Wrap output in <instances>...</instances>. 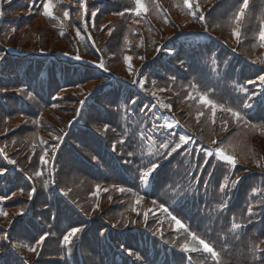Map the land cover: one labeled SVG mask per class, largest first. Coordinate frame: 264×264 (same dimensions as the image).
<instances>
[{
  "label": "trees",
  "instance_id": "obj_1",
  "mask_svg": "<svg viewBox=\"0 0 264 264\" xmlns=\"http://www.w3.org/2000/svg\"><path fill=\"white\" fill-rule=\"evenodd\" d=\"M191 2L199 5L192 9L197 16L183 6V0H156L155 6L151 0H146L149 10L140 16L129 11L134 7V0H86V4L85 0H53L52 11L56 19L43 15L42 8L38 9L32 0H5L0 6L3 12L0 16V56L4 57L0 62V88L18 115L34 114L43 118L48 115L43 122L33 118L31 123L17 126L20 128L14 132L11 131L17 127L10 126L11 131L1 137L6 147L0 146L4 149V157L0 153V168L7 169L5 175L8 182L0 185V196L5 197L0 201V209L7 212V216H0V224L4 225L0 227L6 229V232L0 229V247L8 244L32 246L43 236L35 223L37 219H51L53 213L49 197L55 193L51 192L41 201L36 198L32 204L27 199L31 186L37 190H48V184L56 182L58 190L64 195H68L69 190L81 194L85 205L81 207L99 231L87 238L95 250L87 252L88 264H121L115 258L111 263L107 261L111 255H120V249L127 257L122 264H201L202 254H191L190 261L181 251L178 245L185 241L186 233L176 230L175 223L152 203V198L167 205L191 231L197 232L221 251L222 264H264V254L257 251L253 258L252 252L254 243L258 247L264 244V204L261 203L264 201V107L257 106L252 110L239 108L245 91H257L260 88L259 77L264 76V63H254L264 61V44L258 38L264 0H250L246 18L240 25V42L232 35L236 27L232 16L237 10L238 0L221 1L211 10L214 0ZM65 10L69 13L68 17L63 15ZM120 11L125 12L123 17L119 15ZM93 12L96 13L94 18ZM85 13L91 35L86 32L83 23ZM201 15L207 27L199 19ZM34 18H38L35 25L32 24ZM77 30H80L79 36ZM30 40H33V45H30ZM223 43L235 49L237 54L225 50ZM38 50L44 54L69 56L73 60L79 55L86 63L99 65L102 61L107 71L102 68L99 73L83 70L85 74L89 72L88 77L69 76L63 79V67L67 74H71L63 60L38 56ZM125 57L132 58L131 69ZM250 63L261 66L254 68ZM138 70L141 72L139 78L136 77ZM134 80L143 82L144 88L141 89L139 83L134 84ZM89 85L93 87L88 89ZM101 85L105 86L98 93H93ZM192 85L206 92L209 98L222 102L225 107L233 106L247 112V119L257 127L253 128L243 121L237 123L229 114L219 110L213 124L212 110L199 102ZM70 91L77 95L68 96ZM78 91L84 92L81 97ZM29 92L34 99H28ZM152 92L156 95L153 96ZM189 94L197 98L189 99ZM81 101H84L83 107ZM64 104H67L66 107L76 104L73 109H68V115L85 129L73 131L69 143L62 146L59 154L69 151L66 152L67 160L56 165L53 171L51 159L47 164L37 160L38 140L40 136L50 134L63 138L61 130L66 132L69 125L59 128L50 120L63 121L56 114ZM162 104H170L171 110L162 107ZM47 111L49 113L46 114ZM201 112L202 116L199 115ZM3 120L0 118V134L6 129ZM175 121H179L178 126L172 129L166 127L168 123L175 124ZM154 124L159 126L158 130L153 129ZM199 126L209 137L199 132ZM22 130H26L29 136L36 130L37 137L29 139L21 134ZM213 131L216 134L212 136ZM142 132L155 141L152 145L154 155L149 152L147 138L141 140ZM190 133L196 134L193 141ZM218 134L230 135L229 143L221 148L232 154L239 151L242 159L247 156L249 160L236 175L238 184L232 183L237 177L229 181L225 178L227 181L223 182L221 177L231 171V166L223 171L221 165L228 164L220 159L216 160L220 165L215 169V176L211 177L212 167L209 166L199 180L205 163L196 161L194 153L199 152L204 160L207 159L206 154L211 152L209 146ZM181 138H188L189 143L183 144L163 165L168 168L173 180L168 184L159 180L155 188L145 190V184L142 186L141 183L142 172L149 161L159 159L161 164L165 161L160 155L163 150L157 151L158 145L162 142L170 145L183 143ZM196 139L199 142L196 143ZM121 140L125 142L121 144ZM259 140L262 143L258 151L255 144ZM70 145L78 151L70 152ZM48 151L51 158L52 150ZM129 152L133 155L129 156ZM8 159L17 163L9 164ZM104 162L116 163L136 178L137 184L131 192L121 193L113 189L99 197L85 182L88 165L96 168ZM37 171L42 175L35 176ZM21 185L23 193L12 199L20 191H12L10 187ZM160 189L168 193L160 197L153 194ZM133 193L143 197L141 205L135 203L137 195ZM21 194L23 199H20ZM91 195L95 200L90 198ZM8 196L14 201L6 202ZM148 200L152 202L148 204ZM249 207L254 212L251 217L247 214ZM27 209L36 214L27 226L24 224L8 230L15 218ZM38 212L41 213L37 218ZM144 213H147L146 221ZM65 216H69L70 220H75L77 216L66 203L60 211V224L69 220ZM250 220L252 222L246 229L242 227L237 232L228 229L233 221L247 223ZM131 229H135L136 233L128 237L118 234ZM160 229L163 231L160 232ZM166 233L169 235L165 236ZM158 237L174 247L164 246ZM228 241L234 245H225ZM230 248L233 251L228 256ZM14 251L27 259L36 254L27 248H5L0 252V256L9 252L3 257L4 264L10 261L20 264Z\"/></svg>",
  "mask_w": 264,
  "mask_h": 264
},
{
  "label": "snow or ice",
  "instance_id": "obj_2",
  "mask_svg": "<svg viewBox=\"0 0 264 264\" xmlns=\"http://www.w3.org/2000/svg\"><path fill=\"white\" fill-rule=\"evenodd\" d=\"M4 2H5V0H0V6H2V4ZM7 2H10V0H7ZM32 3H34L38 9L42 8L43 15H45L51 19H56V17L53 14V11H52V9L54 7L53 0H32ZM151 3L153 6H155L156 0H151ZM85 4H86V0H85ZM183 6L189 10L194 9V7H199L198 4L194 5L191 2V0H183ZM82 7H83V5H82ZM249 7H250V0H238L237 10L234 12V14L232 16V23L236 25V27L234 28V30L232 32V35L235 37L237 42H240V40H241L240 25H241V22L245 20L246 12H247V10H249ZM148 10H149V4L146 3V0H134V7L129 9V11L134 13L135 16H140L141 13H147ZM85 12H86V9H85ZM191 14L193 16H197L196 11H194V10L191 11ZM63 15H64V17H68V15H69L68 11L65 10ZM95 15H96V13L93 12L92 17L94 18ZM119 15L121 17H123L125 15V12L120 11ZM0 16H3L2 11H0ZM199 19L203 20L204 17L201 15L199 17ZM108 34L111 35V32H109ZM77 35L78 36L80 35V30H77ZM258 38L261 41V43L264 44V10H261V12H260ZM233 51H235V49H233ZM74 59L80 60L81 57L79 55H77L74 57ZM131 59H132L131 57H125L126 62H129L128 63L129 69L132 68V64L130 63ZM3 60H4V57L0 56V62H2ZM254 63H264V61H254ZM98 67L104 69V71H107V68L105 67V65L102 61L98 65ZM259 82H260V88L257 91H254L251 93H248L247 91H245L244 99L241 101V103L239 105L240 109L252 110V109L256 108L257 106L264 107V76L259 77ZM133 83L134 84L139 83V87L141 89H143L145 86L143 82H138L136 80H134ZM153 83H155V82H153ZM249 83H255V81H249ZM192 87L198 95L199 102L202 105H205L212 110V123L213 124L215 123L217 110H219L221 112H225V113L229 114L234 119V121L237 123L243 121L245 124H250V126L253 128L257 127V125L251 124L249 119H247V112L242 111V110H238L237 107H233V106L225 107L222 102L218 103L217 101L209 98V95L206 92L201 91L200 89H197L195 85H192ZM20 91L23 92L25 90L20 89ZM161 91H163V89H161ZM151 94L153 96L156 95L155 92H152ZM257 96L260 97L259 100L256 99ZM27 97L29 100L34 99L31 92L27 93ZM196 98H197L196 96L189 94V99H196ZM80 103H81V107H83L84 102L81 101ZM132 103H135V101H132ZM161 106L166 108V109L171 110L170 104H162ZM199 115L202 116L203 112L199 113ZM33 123H39V122L33 121ZM225 123H227V121H225ZM178 125H179V121H176L175 124L168 123L166 125V127L168 129H172L173 127H176ZM105 131H107V126H105ZM262 131H264V129H262ZM64 135H67V134L64 133ZM145 138H147V140L150 142L149 143L150 154L154 155L155 153L152 152V145L155 144V141L152 140L151 137H147V135L142 132L141 133V140L143 141V140H145ZM55 139L57 141H59L60 143H63V139L61 136H57ZM181 140L183 141V143H175L173 145H170L167 142H162L158 145L157 151L163 150L160 152V155L162 156V158L164 160H167L171 157L172 154L178 152L183 147V144L189 143L188 138H181ZM124 142L125 141H123V140L120 141L121 144H123ZM13 143H15V142H13ZM212 143L217 144L218 142L213 140ZM55 150H56V146L54 145L53 151H55ZM2 152H4V149L0 148V153H2ZM47 155H48V153L45 151L44 154L39 157V160L41 163H43V164L49 163V160L45 159V157ZM128 155L132 156L133 152H129ZM206 155L208 157H211V156H213V153L208 152ZM215 155H217L222 162L230 165L232 168H235V166L237 164L236 157L228 154L224 148L217 147ZM5 159H7L6 156H5ZM53 159H54V157H53ZM8 163L15 165L17 162L14 159H8ZM204 163L207 164V160H205ZM160 166H161V163H160L159 159H157L155 161H152V160L149 161L148 166H146V170H144L142 172V180H143V183L145 185H147L150 182V178H154L153 174L157 171L158 168H160ZM6 171H7L6 168H0V175H4ZM34 175L39 177L42 175V172L37 171L34 173ZM31 178L32 177H29V179H31ZM232 183L238 184L239 178L237 177L234 181H232ZM44 186L47 187V184H45ZM225 187H227V185H225ZM32 191L34 193L35 189H33ZM96 191H97V193H99V191H100L99 186H97ZM105 191H107V189H105ZM131 191L132 190L130 188L119 187V192H121V193L131 192ZM221 191H223V189H221ZM133 195H137V194L133 193ZM29 198L31 199V194H29ZM4 199H5V197L0 196V201H2ZM142 199H143V197L137 195V199H136L135 203L139 204ZM152 203L156 204L157 202L155 200H153ZM261 203L264 204V201H261ZM224 206H226V204ZM159 208L161 211H163L164 213H167L171 217L172 221L175 223V227H176L177 231L182 229L186 233L185 241L182 244L178 245L182 252H184L186 254H193V253L202 254L203 260H202L201 264H222L221 251L217 250V248L210 241L202 238L197 232L191 231L189 229V227H187L184 223H182L181 219L177 218V216H175V215H172V213L169 212L168 208L165 207L164 204H160ZM20 214L23 215V213H20ZM247 214L249 217L254 215L253 209L251 207H249L247 209ZM0 216H7V212L0 209ZM144 219H145V221L147 220V213H144ZM251 222L252 221L250 220L249 223H251ZM242 227H243L242 224L236 223L235 221H233L232 226H231V230H233L234 232H237ZM82 231H83V229L80 227H73L70 231H68L65 235H63V243L65 245L72 246L74 238L77 236V234L81 233ZM6 238L7 237H5V239ZM46 238L47 237H45V236H41L39 238V240L36 241L35 244L32 246H30L28 244H14V245L8 244V245H5L3 247H0V252L4 251L5 248H15V249L27 248L28 251L36 252L37 255H39V253L37 252V249L41 248V246L44 244ZM258 250L260 252L264 253V249H258L257 244L254 243L253 248H252L253 258H255V254ZM187 259H189L191 261L192 256L188 255ZM0 264H4L3 256H0Z\"/></svg>",
  "mask_w": 264,
  "mask_h": 264
},
{
  "label": "rangeland",
  "instance_id": "obj_3",
  "mask_svg": "<svg viewBox=\"0 0 264 264\" xmlns=\"http://www.w3.org/2000/svg\"><path fill=\"white\" fill-rule=\"evenodd\" d=\"M21 14H23V12H20ZM38 18H34L33 20H32V24L33 25H35V23H36V20H37ZM30 33V32H29ZM28 33V34H29ZM33 39V38H32ZM30 45H33V40H30ZM91 87H93V85H89L88 86V89H90ZM72 91H70L69 93H68V96H75V95H77L76 94V92H72ZM78 93L80 94V97L83 95V91H78ZM67 106V104H64L63 105V109L62 110H58L57 112H59L58 114H56L57 115V117L59 118V117H61L62 119H63V121L62 122H56V121H54V120H50L51 122H53L54 124H55V126L56 127H59V128H64L66 125H68V123L74 118V117H72V116H70V115H68V113L70 112L68 109H73V107H76V104L72 107V106H69V107H66ZM54 110H57V109H54ZM47 113H49V111H47L46 112V114ZM46 116V119H47V117H48V115H45ZM50 118H51V116H49ZM42 119H43V117H42ZM22 120H24V119H22ZM22 120L21 119H19V121H16V122H14L13 124H12V126H22ZM25 124H29V123H25ZM199 132H202L206 137H209V135L206 133V132H203L202 130H201V127L199 126ZM11 129L12 128H10V130H8L7 132H5L4 134H6V133H9L10 131H11ZM210 129H208V131H209ZM54 132H55V134H58V132L56 131V130H54ZM21 134H23V135H26L29 139H33L34 137H37L36 136V130H35V132L33 133V135H28L27 134V131L26 130H22V132H21ZM214 134H216L214 131L210 134V135H214ZM57 137V135H52V134H50V135H46V136H40L39 137V140H38V145H39V151H37V154H38V158H37V160L39 159V157L41 156V155H43L44 154V152L46 151L47 153H48V155L45 157V159H47V160H49L50 158H49V149H52L53 148V146L54 145H56L57 144V140L55 139ZM217 137L219 138V143H218V145H217V147H224L226 144H228L229 143V139H230V135H227V134H218L217 135ZM244 148V150H246V147H243ZM235 154H239V151L237 152L236 151V153ZM240 156H241V154H240ZM244 160H243V162L246 164V166H247V164L249 163V160H247V156L246 157H244L243 158ZM40 161V160H39ZM243 162H241L242 163V165L243 166H245L244 164H243ZM73 165V164H72ZM216 235L218 236V239H219V235L216 233ZM225 245H227V246H229L230 247V245H234V243H232V241H228L227 243H225ZM232 248H230V252L227 254L228 256L229 255H232ZM226 253V252H225ZM224 253V254H225Z\"/></svg>",
  "mask_w": 264,
  "mask_h": 264
},
{
  "label": "bare ground",
  "instance_id": "obj_4",
  "mask_svg": "<svg viewBox=\"0 0 264 264\" xmlns=\"http://www.w3.org/2000/svg\"><path fill=\"white\" fill-rule=\"evenodd\" d=\"M90 198L95 200L93 195H91ZM49 202L51 204V211L55 215L59 214L62 206L66 203L62 197L56 194H53L49 197ZM83 227L84 228H83L82 240L87 239L91 235H95L99 233L98 229L90 222L83 224ZM63 253L64 252L62 251V255Z\"/></svg>",
  "mask_w": 264,
  "mask_h": 264
}]
</instances>
